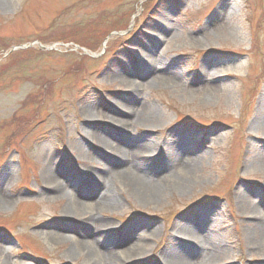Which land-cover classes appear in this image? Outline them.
Masks as SVG:
<instances>
[{"label":"rangeland","instance_id":"1","mask_svg":"<svg viewBox=\"0 0 264 264\" xmlns=\"http://www.w3.org/2000/svg\"><path fill=\"white\" fill-rule=\"evenodd\" d=\"M90 31L89 47L60 39ZM149 59L167 80L136 78L153 118L128 135L159 145L184 136L198 159L195 181L159 203L118 192L121 206L98 216L137 223L147 238L155 230L125 264H161L187 223L215 239L201 246L210 264H264V236L250 218L255 207L264 224V0H0V181L11 199L0 206V264L85 263L67 257L72 242L43 233L72 235L81 222L62 214L67 199L43 194L45 166L54 154L55 169L95 165L99 144L82 138L83 107L126 97L120 71Z\"/></svg>","mask_w":264,"mask_h":264},{"label":"bare ground","instance_id":"2","mask_svg":"<svg viewBox=\"0 0 264 264\" xmlns=\"http://www.w3.org/2000/svg\"><path fill=\"white\" fill-rule=\"evenodd\" d=\"M147 61L145 65L140 61L137 64L129 63L130 65L117 76L126 88L125 93H128L126 97L111 100V104L103 100L105 105L98 107V110L97 108L93 110L88 105L83 107L85 136L82 138L99 144V150L97 149L99 160L91 157L94 158L95 161L91 162L95 165L79 172L78 169L72 170L62 162L55 169L61 157L54 154L45 166L48 180L44 179L46 184L43 194L67 199L68 203L62 214L76 216L80 223L87 226L83 227L79 223L78 228L72 231V235L57 228L45 230L43 233L49 242H72V246L66 251L67 257L75 259L76 256L82 255L86 260L84 264H125L134 257H142L144 250L149 246L148 241L155 237L154 229L147 238L144 231H137V223L134 224L136 225L134 228L132 224L121 228L98 216V212L106 209L114 211L121 206L122 198L118 192L133 196L139 203L152 204L159 203L168 191L177 189L185 193L186 188L195 181L193 177L198 159L193 155V148L183 144L184 136L181 141L173 139L169 143L168 139H165L159 145L154 141L144 142L139 139L135 141L134 137L128 135L130 129L148 125L153 118L151 113L146 114L141 110L147 109V103L143 104L136 97V91L142 86L136 78H153V82L166 79L162 75L160 77L156 75L159 71L158 66L153 65L150 68L152 62L150 59ZM129 105H134L137 111L130 110ZM261 112L264 113V108ZM98 121L103 122L104 127H98L96 123ZM81 147L79 149H82ZM6 180L0 181V206L11 203L10 197L4 191ZM258 214L254 207L253 216L250 217L255 222L253 230L264 236L263 219ZM178 226L180 229L177 236L183 240L172 237L174 243L162 252L161 262L210 264L204 259L205 257L208 259V255L201 254V246L208 242L213 244L215 239L206 232L202 233L191 223ZM83 228L90 231L91 234L88 232L90 235L94 233V238H88V233L85 236ZM6 252L4 243H0V255ZM209 254L210 258L216 259L214 254Z\"/></svg>","mask_w":264,"mask_h":264},{"label":"trees","instance_id":"3","mask_svg":"<svg viewBox=\"0 0 264 264\" xmlns=\"http://www.w3.org/2000/svg\"><path fill=\"white\" fill-rule=\"evenodd\" d=\"M93 31V30H91ZM91 31H90V35L87 33V32H81L79 34H68V35H65V37H61L60 39L62 40H75L76 42H78L81 46H86V47H89V42L95 38L91 37ZM84 35L86 36V38L84 37ZM101 39H97V42H99ZM96 42V43H97ZM99 45V44H97ZM96 45V46H97ZM92 46V45H90ZM31 49V48H30ZM41 52H46V51H41Z\"/></svg>","mask_w":264,"mask_h":264},{"label":"water","instance_id":"4","mask_svg":"<svg viewBox=\"0 0 264 264\" xmlns=\"http://www.w3.org/2000/svg\"><path fill=\"white\" fill-rule=\"evenodd\" d=\"M52 47H54V46H52Z\"/></svg>","mask_w":264,"mask_h":264}]
</instances>
